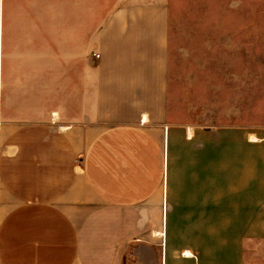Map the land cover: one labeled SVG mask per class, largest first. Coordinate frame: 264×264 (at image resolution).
Listing matches in <instances>:
<instances>
[{"label": "crops", "instance_id": "crops-1", "mask_svg": "<svg viewBox=\"0 0 264 264\" xmlns=\"http://www.w3.org/2000/svg\"><path fill=\"white\" fill-rule=\"evenodd\" d=\"M100 1L0 0V264H243L264 132L199 125L177 54L222 25Z\"/></svg>", "mask_w": 264, "mask_h": 264}, {"label": "rangeland", "instance_id": "rangeland-1", "mask_svg": "<svg viewBox=\"0 0 264 264\" xmlns=\"http://www.w3.org/2000/svg\"><path fill=\"white\" fill-rule=\"evenodd\" d=\"M188 1L182 8L188 13L174 16L175 22L222 25V45L178 48L202 93L196 122L213 127L222 118V126L264 132V0ZM100 2L101 22L106 0ZM243 264H264V238L246 248Z\"/></svg>", "mask_w": 264, "mask_h": 264}, {"label": "built area", "instance_id": "built-area-1", "mask_svg": "<svg viewBox=\"0 0 264 264\" xmlns=\"http://www.w3.org/2000/svg\"><path fill=\"white\" fill-rule=\"evenodd\" d=\"M98 57V56H97Z\"/></svg>", "mask_w": 264, "mask_h": 264}]
</instances>
